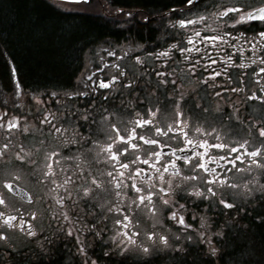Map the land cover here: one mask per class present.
I'll return each mask as SVG.
<instances>
[{
	"label": "flooded vegetation",
	"instance_id": "af4514ba",
	"mask_svg": "<svg viewBox=\"0 0 264 264\" xmlns=\"http://www.w3.org/2000/svg\"><path fill=\"white\" fill-rule=\"evenodd\" d=\"M218 2L219 0H200L199 6L194 8L193 12L197 16H203L204 20H197L195 16L184 13L195 22L187 29H181L179 26L173 29L170 21L181 17L179 13L173 16L169 9L184 7L180 0H154L146 5L100 0L102 25L111 33L102 35V39L84 49L83 66L70 86L50 88L21 85L19 95L16 94V88L15 91L6 89L0 91V200L4 201L0 203V231L4 232L7 237L6 240L0 241V264H83L85 256L77 251L79 245L76 242L75 232L69 236L67 231L70 221H76L80 216H83L84 221L89 224L93 223L94 218L87 213L93 211L99 214L102 211L100 207H93L94 204L103 205V211L108 216L107 221H101L97 225L98 229L104 228L105 224L107 226L108 231L104 233L103 240L97 239L93 233L82 228L81 223H76L74 227L79 228L82 233L80 240L87 245V258L96 260L97 264H153L150 261H154L155 258L162 261L174 259L178 262L192 251L189 246L193 243L199 245L194 250H207L195 236L199 220L191 221L190 217L186 219L193 223V230H190L193 235L191 242L182 236L179 247L175 242L170 241L171 246L165 248L158 241L155 243L148 241L145 233L153 230L159 214L153 217L144 205H141L139 209L132 205L133 211L125 213L130 216L132 222L129 234L137 232L139 235L132 237L135 243H130L127 251L118 250L119 240L128 238L122 235L121 226L113 223L114 218L119 214L107 213L106 210L112 204L122 209L127 208L131 199H135V194L123 189V186L117 189L115 180L109 183L111 178L108 173L112 172L113 176L119 177V172L113 169L107 152L103 150L111 141L107 139V135L103 134L109 129V123L101 119L100 109L107 108L110 112L119 110L111 122L117 124L123 135L136 127L135 121L138 119L135 111L122 106V100L124 102L132 100V93L124 90L122 96L117 90L119 82L112 91L101 90L108 97L106 101L99 94L94 97H73L69 101L65 93L83 90L84 84L83 82L78 83L77 78H83L95 72L101 66V57L106 60L114 59L107 57L104 51L109 49L110 45L117 49V55H123L120 51L122 48L130 56L140 55L145 61L142 65H138L134 59L125 58L120 63L127 76L137 80L135 94L144 99L146 107H153L157 111L156 116L153 117L154 126H160L167 134L157 137L149 130V126L137 129L138 135L159 139L161 146L147 145L138 139L133 141L140 144V147L130 149L127 158L132 160L139 156L140 159L135 166L125 170V177L120 178L124 185L137 183L138 186L147 188L155 182L157 189L160 187L159 183L153 179L156 176L153 167L143 164L142 161L149 159L150 164L158 167L159 163L148 156L150 150L155 148L156 151L170 155L172 149L183 147V143H177L171 139L178 133L168 131V126H175L173 110L176 105L173 101L181 97L183 99L180 103V110L184 113L181 119L184 123L180 127L188 132L189 139L196 142L209 139L211 143H216L218 141L214 137L205 136V132L211 133L215 128L223 138V142H232V146H236V142L244 143L246 140L248 143L245 148L248 151L258 148L264 153V137L259 136V127L264 126V100L260 99L262 95L260 86L264 84V73L259 71L260 68H264V64L261 63V60H264V41L257 38L248 43L243 37L237 39L239 31H232L223 42H218L222 43L224 52H218L215 45H206L211 58L217 61L213 68L217 70L227 68L231 77L230 82L224 75L216 77V83L220 87L215 88H209L204 83L202 77H206L207 72L198 69L197 73H192L180 53L174 50H169L172 53L170 58L153 56L149 59L145 56L147 52L163 51L169 43H176L178 40L183 42V46L191 47L186 44L185 32L187 36H191L193 28L201 33V38L205 35L212 36L218 32L228 31L227 27L218 24V18L215 15L217 9L214 7V3ZM249 3L253 7H260L264 5V0H249ZM117 8L122 9L123 12L133 13L131 21L125 23L127 18L124 15H117L115 12ZM143 15L152 17V22L150 24L141 23L140 19ZM162 16L165 19L162 20ZM245 27L249 28L244 33L249 39L255 32L264 30V25H261L259 21H253ZM240 31L243 29L241 28ZM169 33L172 35L170 36ZM231 45H236V47L233 48ZM196 47H200L199 43H196ZM225 53L233 57V63H228ZM202 54L203 49L199 54L193 52L189 55L196 57ZM166 60L168 64H165ZM177 60L180 62L176 63ZM206 63V60H201V64ZM145 69L153 74L149 75ZM165 69L173 74L169 77V83L158 89L154 72ZM254 70L256 74H253ZM113 71L111 67H106L103 68L102 73L98 72L96 75L107 79ZM172 80L176 82L175 85L171 83ZM233 88H238L240 91L233 92L230 90ZM216 92L220 95L216 96ZM51 93H57L58 96L52 97L49 95ZM253 93L256 94V98L250 99ZM34 96L41 97L44 102L34 100ZM57 99L61 101L59 104L56 103ZM93 99L95 105L91 112L95 121L93 130L97 133L95 137L97 143L91 146L90 155L87 154V149L84 153H80L75 147L71 153H68L63 145L68 139L74 137L72 130L84 133L89 124H84L81 129L79 125L82 121L79 118L68 115L65 120V114L72 112L73 105L83 109L86 107L85 101L90 102ZM133 103L137 102L133 101ZM139 107L137 104V109ZM204 108H208L209 111L204 112ZM45 113H55L56 119L49 116V120L57 127L60 123H64V127L70 130L64 132L62 129L61 133H57L54 129L50 130L48 124L41 125L40 120L43 119ZM140 116L148 118L143 111L140 112ZM9 122L16 126L8 128ZM198 128L199 132H197ZM166 144L170 147H164ZM197 151L203 150L197 149ZM53 152L60 153L61 156L70 154L73 159L65 160L59 156H51ZM177 155L180 153L178 152ZM49 165L51 172L45 178L43 174L49 171ZM209 166L217 167L213 164ZM238 166L251 167L252 171L229 173L232 182L239 186L228 192L229 198L236 203L235 209L226 210L219 207L208 211L199 201L195 203L186 201L182 198L184 195L182 192H178L177 197H180V203L186 204L189 211L196 208L197 212L206 213L216 225L220 226L222 231L228 233L221 247L227 243L232 256L230 264H248L250 256L246 255L244 247L250 244L251 234L256 225L264 227L259 219L264 216V195L259 191L247 195L245 185L250 184L253 177L259 179L262 173L255 165H249L247 158L243 164H238ZM137 167L143 168L144 172L136 180L130 181L127 176L129 173L135 175ZM93 179L101 185L99 189L92 185ZM259 182L264 183V179H260ZM85 187L91 190L89 198H83ZM116 191L121 192L120 197L115 195ZM78 197L81 199L78 200ZM73 201H77L75 206ZM66 215L70 218L69 220L64 219ZM137 220L140 221L138 225ZM29 230L34 233L33 236L27 235ZM155 230L160 231L158 226ZM213 230L215 231V228ZM172 232L176 233V226H173ZM111 236H116V245L108 239ZM140 245L150 246V252L143 253ZM105 253L108 254L105 255ZM237 255L241 256L240 259L237 258L238 261L235 260Z\"/></svg>",
	"mask_w": 264,
	"mask_h": 264
},
{
	"label": "snow or ice",
	"instance_id": "6c2138e0",
	"mask_svg": "<svg viewBox=\"0 0 264 264\" xmlns=\"http://www.w3.org/2000/svg\"><path fill=\"white\" fill-rule=\"evenodd\" d=\"M68 2L80 5L89 3V0H68ZM180 3L184 7L179 9L173 7L169 9V12L173 16H176L179 13L181 17L170 21L173 29L177 26L181 29H187L189 25H192L195 22L193 19L189 18V15H184V13H188L190 16H195L197 20H204L203 16H197V14L193 12V9L199 6L200 0H180ZM214 7L217 9L215 15L218 18V24L227 27L228 31L222 33L218 32L216 35L212 36L205 35L201 38V33L193 28L191 36H187V32H185V36L187 37L186 44L191 45V47L183 46V42L178 40L176 43H169L168 47L163 51L145 53L146 58L150 59L153 56L156 58H170L172 53L169 50H174L175 52L180 53V56L184 62H187L188 68L192 73H197L198 69L203 72H207V76L202 77L207 87H220V85L216 83V77L221 75L228 77V81L230 82L231 77L228 74L227 68L220 70L213 68V65L217 64V61L211 58L206 45H215L218 52H224L222 43L218 42H223L232 31H239L237 39L243 37L248 43L257 40V38L264 41V30L255 32L251 39L244 35V33L249 30V28L245 26L250 25L251 22L259 21L261 25H264V5L260 7H253L252 4L249 3V0H219L218 3H214ZM115 12L117 15H124L127 18L125 23L130 22L134 15L131 12H123L122 9L119 8H117ZM161 19L163 20L165 17L162 16ZM152 20L153 18L149 15H143L140 22L143 24H150ZM241 28L243 31H240ZM169 35L171 36L172 33H169ZM196 43H199L200 47H196ZM231 47L235 48L236 45H231ZM202 49V55H198L196 57H191L189 55L193 52L199 54ZM104 51L107 53V57L114 59L106 60L104 57H101V66L98 67L95 72H92L86 77L77 78L78 83L83 82V90L66 92L65 96L69 99V101H71L73 97H94L99 94L103 96L106 101L108 97L106 94L101 92V90L112 91L117 82H119V88L117 90L120 91L122 96L124 94V90H128L132 93V100L127 102L122 100V106L126 109L135 111L138 119L135 121L136 127L127 131L125 134L122 135L117 124L111 122L115 119L119 110L116 109L110 112L107 108L100 109L101 119L109 123V129L103 134L107 135V139L111 141L106 144L105 149L103 150L107 152L108 160L112 163L113 169L118 170L119 172V177L113 176L112 172L108 173V176L111 178L109 183L111 184L112 181L115 180L117 181V189H121V186H123V189L130 190L135 194V199H131L127 208L122 209L116 204H112L106 210L107 213L116 212L119 214V216L114 218L113 223L114 225L121 226L120 231L122 232V235L128 238L127 240H119L118 250L127 251L128 245L130 243H135L132 237H138L139 235L137 232H131V235L129 234L132 222L130 220V216L125 213H131L133 211L132 205H135L137 209H139L141 205H144L153 217H157V214H159L155 224L153 225V230L145 233L148 241L153 243L158 241L165 248L171 246L170 241L175 242L177 247H179V241L182 236L185 240L191 242L193 240V235L190 230H193V223L186 219V217H190L191 221L199 220L198 227L195 230L197 241L205 246L207 249V255L213 258V262L220 259L224 254L221 245L228 237V233L222 231L220 226L216 225L211 220V217H209L206 213L197 212L196 208L189 211L186 204L180 203V197H177V193L182 192L184 194L182 198L186 199V201L193 203L199 201V203L203 204L208 211H213L219 207L226 210L235 209L236 203L233 199L229 198L228 192L229 190L237 189L239 186L232 182V177L229 173L244 171L251 172V167L241 168L238 166V164H243L245 158H247L249 165H255L257 169L261 170L262 175L259 179L253 177L250 184L245 185L246 194L251 195L253 192L259 191L262 195H264V183L259 182L260 179H264V153H262L261 149L258 148L248 151L245 148V145L248 143L246 140L244 143L236 142V146H232V142H223V138L217 133L215 128L212 129L211 133L205 132V136L214 137V139L218 141L216 143H211L209 139H201L199 142L189 139L188 132L185 131L183 127H180V125L184 123L181 119L184 115V113L180 110V103L183 99V97H181L180 99L173 101L176 105V108L173 110L175 116V126H168V131L178 133V135H173L171 139L177 141V143H183V147L172 149L170 155H166L162 151H156L155 148L150 150L148 152V156L152 160L159 163L158 167L155 164H150L149 159L142 161L143 164L153 167L156 173V176L153 179L159 183L160 187L157 189L155 182L147 188L138 186L137 183L124 185L123 180L120 178L125 177V170L135 166L136 162L140 159L139 156H136L135 159L132 160L127 158V153H129L130 149L134 150L140 147V144L134 143L133 141L138 139L147 145H153L156 147L161 146L159 139L146 137L142 134L138 135L137 129H143L144 126H149V130L154 132L157 137L160 135H166L167 133L162 131L160 126H154L155 121L153 117L156 116L157 111L154 110L153 107H146L144 99L135 94L137 80L128 77L120 63L123 59L128 58L134 59L138 65H142L145 62L142 60V57L140 55L130 56L129 53L124 51L122 48L120 51L123 55H117V49L113 48L111 45L109 46V49H105ZM224 55L228 63H233V57L231 55L227 53ZM0 58L5 60L9 69V75L13 80H15V88L17 90L16 94L19 95L21 85L18 79V70L14 65V58H12L11 54L6 51V46L5 48H0ZM201 60H206L207 63L201 64ZM179 62V60L176 61V63ZM261 63L264 64V60H261ZM165 64H168L167 60L165 61ZM106 67H111V69L114 70L113 73L110 74L109 78L105 79L102 78V76L96 75L98 72L102 73L103 68ZM259 71L264 73V68H260ZM145 72H148V70L145 69ZM148 74L152 75L153 73L148 72ZM172 74L173 73L168 72L167 69L163 71H155L154 75L157 77V88L159 89L162 86H166L169 83V77ZM253 74H256L255 70L253 71ZM240 75L242 76L243 74L241 73ZM171 83L175 85L176 82L172 80ZM230 90L233 92L240 91L238 88ZM260 92L262 93L260 99L264 100V84H261ZM49 95L52 97L58 96L57 93H51ZM215 95L219 96L220 93L216 92ZM249 98L255 99L256 94L253 93V95ZM33 99L40 103L44 102L39 96H34ZM133 101H136L137 103H133ZM60 102L61 101L58 99L56 100V103L59 104ZM85 103V108L79 109L73 105L72 112L65 114V120H67L68 115H74L79 118L82 121L79 125L81 129H83L84 124H89L88 129L85 130L84 133L72 130L74 132V137L72 139H68L63 145L64 149L68 153H71L73 147H75L80 153H84L87 149V154L90 155L92 152L91 146L97 143V140L95 139L97 133L93 130V124L95 121L91 112V109H93L95 105V100L93 99L90 102L85 101ZM157 103H159V101H157ZM137 104L140 106L139 109H137ZM197 107L200 106L197 105ZM141 111L145 113L148 117L147 119L140 116ZM203 111L208 112L209 109L204 108ZM49 116L56 119L55 113H45L43 119L40 120L41 125L48 124L50 126V130L54 129L57 133H61L62 129L64 132H68L70 130L64 127V123H60V126L57 127L55 123L49 120ZM229 119H232V117H229ZM90 121L91 123H89ZM15 126L16 125L12 122H9L8 124V128H13ZM199 131L200 129L198 128L197 132ZM259 136L264 137V126L259 127ZM164 147H170V145L166 144ZM197 149H202L203 151L198 152ZM178 152L180 155H177ZM51 156H59L61 159L65 160L73 159L70 154L68 156H61V154L57 152L51 153ZM209 164L216 165L217 167H210ZM169 169H171V172H169ZM50 172L51 166L49 165V171L43 174L44 177L47 178ZM143 172V168L137 167L135 168V175L129 173L127 179L134 181L137 177L142 175ZM174 178L179 179L175 180ZM91 183L96 189L101 187L95 179H93ZM251 185H255L256 187H252ZM9 187L11 186L9 185ZM90 195V188L85 187L83 189V198H89ZM115 195L120 197L121 192L116 191ZM125 195H127V192H125ZM69 196H71V193H69ZM193 198H195V200H193ZM79 199L81 198L78 197V200ZM3 202V200H0V203ZM72 203L75 206L77 201H73ZM157 205H159V207H157ZM93 207H100L102 209L99 214L93 211L87 213V215H91L94 218L93 223L89 224L84 221L83 216H80L76 221H70L67 231V235L69 236H72L75 232L76 242L79 245L77 251L79 254L85 256L83 264H97V261L89 260L87 258V245L80 240L82 233L80 229L75 228L74 225L76 223H81L82 228H86L89 232L93 233L97 239L101 240L104 238V233L108 231L106 224L104 228H97V225H99L101 221L108 220V216L103 211V205L94 204ZM97 216H99V218H96ZM64 219L69 220L70 218L66 215L64 216ZM259 219L260 222L264 224V216L259 217ZM139 223L140 221L137 220L136 224L138 225ZM157 226L160 231L155 230ZM173 226H176V233L178 234L172 232ZM214 228L215 231L213 230ZM125 229H128L129 231H124ZM27 235L33 236L34 233L29 230ZM6 238V234L0 231V241H4ZM108 239L111 240L113 245L117 244L116 236H111ZM139 247L145 254L149 253L151 250L150 246L140 245ZM107 254L108 253H105V255Z\"/></svg>",
	"mask_w": 264,
	"mask_h": 264
},
{
	"label": "trees",
	"instance_id": "16d2710c",
	"mask_svg": "<svg viewBox=\"0 0 264 264\" xmlns=\"http://www.w3.org/2000/svg\"><path fill=\"white\" fill-rule=\"evenodd\" d=\"M124 4L146 5L154 0H116ZM167 1V0H166ZM111 33L102 25V16L66 11L49 0H0V48L14 58L18 79L32 87L70 86L83 65V51L102 35ZM0 88L12 90L13 79L0 58ZM250 244L244 247L248 264H264V227L256 225ZM223 255L213 262L205 249H192L180 263L155 258L153 264H230L227 243ZM241 258L240 255L235 257Z\"/></svg>",
	"mask_w": 264,
	"mask_h": 264
},
{
	"label": "rangeland",
	"instance_id": "374dc122",
	"mask_svg": "<svg viewBox=\"0 0 264 264\" xmlns=\"http://www.w3.org/2000/svg\"><path fill=\"white\" fill-rule=\"evenodd\" d=\"M100 0H98L97 2L94 3H87V4H82L79 7H75V10L73 9H69V10H73V11H81V12H87V13H92V14H98L101 16L102 13V8L99 6L100 5ZM62 9H67V6L65 4L61 5ZM90 47L92 46L89 45ZM199 246V245H198ZM197 244H190L189 248L190 249H195L196 247H198Z\"/></svg>",
	"mask_w": 264,
	"mask_h": 264
},
{
	"label": "water",
	"instance_id": "95a60500",
	"mask_svg": "<svg viewBox=\"0 0 264 264\" xmlns=\"http://www.w3.org/2000/svg\"><path fill=\"white\" fill-rule=\"evenodd\" d=\"M68 1V0H67Z\"/></svg>",
	"mask_w": 264,
	"mask_h": 264
}]
</instances>
